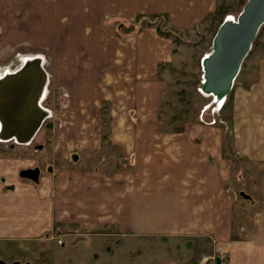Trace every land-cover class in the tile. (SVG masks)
Listing matches in <instances>:
<instances>
[{"label": "crops", "instance_id": "crops-1", "mask_svg": "<svg viewBox=\"0 0 264 264\" xmlns=\"http://www.w3.org/2000/svg\"><path fill=\"white\" fill-rule=\"evenodd\" d=\"M218 2L0 0V57L38 52L50 83L66 92L68 114L107 111L112 119L107 142L73 144L86 147L95 164L103 147L108 160L96 167L71 153L69 162L60 160L64 168H47L33 183L18 177L30 159L0 157V242L40 241L57 221L112 226L131 238L202 241L212 251L226 243V264H264V212L249 208L248 220L233 203L222 130L188 122L167 129L157 121L174 42L154 25L135 30L141 16L160 15L166 27L191 33ZM191 257L162 254L152 264H198Z\"/></svg>", "mask_w": 264, "mask_h": 264}, {"label": "rangeland", "instance_id": "rangeland-1", "mask_svg": "<svg viewBox=\"0 0 264 264\" xmlns=\"http://www.w3.org/2000/svg\"><path fill=\"white\" fill-rule=\"evenodd\" d=\"M246 1L219 0L213 15L191 33L166 27L165 19L162 18L148 17L147 22L153 21L152 26L169 30V39H172L176 48L175 67L166 77L157 121L167 129H177L182 123L188 122L216 125L222 130L223 151L230 163L233 203L241 206L244 215L251 220L253 214H250L249 208L264 212V25L257 33L227 96L216 100L201 91V63L212 50V40L218 26L222 20L235 21ZM144 26L139 24L137 28ZM33 56H39L38 52L23 50L10 57H0V75L16 70L26 58ZM41 104L48 111V116L35 136L27 145L11 147L13 141H0L1 158L18 156L30 159L44 176L49 173L47 168H60L61 158L66 157L69 162L71 153L80 159L83 166L89 164L96 167L102 159L108 160L109 155L103 151V147L97 154L99 156L95 164L85 153L86 147L80 149L73 145L77 141H87V144L92 145L98 138L103 143L107 142L108 125L112 121L107 111L95 116L68 114L65 90L55 89L50 82ZM83 120L87 124L82 126L85 130L77 132L79 128L76 125L81 127ZM100 126L105 130H100ZM67 165V168L72 169L70 163ZM121 167L117 164L116 169ZM240 191L248 196L247 199L240 195ZM65 225L54 221L52 230L43 234L40 241L0 242V260L29 264H152L162 254L169 256L178 253L183 258L192 255L194 263L213 262H199L201 255H212L215 251L211 250L207 242L182 238L147 240L121 236L112 226ZM243 228L242 238L249 226Z\"/></svg>", "mask_w": 264, "mask_h": 264}, {"label": "water", "instance_id": "water-1", "mask_svg": "<svg viewBox=\"0 0 264 264\" xmlns=\"http://www.w3.org/2000/svg\"><path fill=\"white\" fill-rule=\"evenodd\" d=\"M264 23V0H247L236 20H224L218 27L212 50L202 60L201 91L216 100L224 99L247 56L260 26ZM47 82L41 58H26L12 72L0 76V141L28 144L41 127L48 111L39 104ZM38 181V169L19 172ZM0 264H29L14 261Z\"/></svg>", "mask_w": 264, "mask_h": 264}, {"label": "built area", "instance_id": "built-area-1", "mask_svg": "<svg viewBox=\"0 0 264 264\" xmlns=\"http://www.w3.org/2000/svg\"><path fill=\"white\" fill-rule=\"evenodd\" d=\"M50 79V74L47 73V80ZM227 244H221L216 247L212 255H201L199 262L204 263L208 260H219V264H226L227 258Z\"/></svg>", "mask_w": 264, "mask_h": 264}, {"label": "trees", "instance_id": "trees-1", "mask_svg": "<svg viewBox=\"0 0 264 264\" xmlns=\"http://www.w3.org/2000/svg\"><path fill=\"white\" fill-rule=\"evenodd\" d=\"M246 3V2H245ZM244 3V4H245ZM244 4H243V6H244ZM242 6V7H243ZM148 17L149 18H153V19H160V18H162V16H160V15H149V16H142L140 19H138L137 20V26L139 25V24H143V25H148V26H151L152 24H153V21L151 22H147V20H148ZM162 19H164V18H162ZM224 20H222L221 21V23L223 22ZM220 23V24H221ZM264 25V23L260 26V28H259V30L262 28V26ZM137 26H136V28H135V30H137V29H139V28H137ZM219 27V26H218ZM259 30H258V32H259ZM157 31H158V33L161 35V36H164V37H169V33H170V31L169 30H163L162 28H160V27H158L157 26ZM257 32V33H258ZM256 36H257V34H256ZM256 38V37H255ZM255 38H254V40H253V42H252V45L254 44V42H255ZM251 45V46H252Z\"/></svg>", "mask_w": 264, "mask_h": 264}, {"label": "flooded vegetation", "instance_id": "flooded-vegetation-1", "mask_svg": "<svg viewBox=\"0 0 264 264\" xmlns=\"http://www.w3.org/2000/svg\"><path fill=\"white\" fill-rule=\"evenodd\" d=\"M42 100H43V97H42V99H41V103H42ZM3 142V141H2ZM13 145H20V144H16V143H11V147H13ZM24 145H27V144H24ZM17 158H19L18 156H16ZM24 159V158H23ZM31 168H37L38 169V179H39V174H40V171H39V167L38 166H36V165H33ZM30 168V169H31ZM26 169H29V168H22V169H20L19 170V172H21L22 170H26ZM19 172H18V177L20 178V179H25V180H28V181H31V180H29V179H27V178H23V177H21L20 175H19ZM31 182H33V181H31ZM38 182V181H37ZM37 182H33V183H37ZM12 263V262H11ZM21 263H25V262H21Z\"/></svg>", "mask_w": 264, "mask_h": 264}, {"label": "bare ground", "instance_id": "bare-ground-1", "mask_svg": "<svg viewBox=\"0 0 264 264\" xmlns=\"http://www.w3.org/2000/svg\"><path fill=\"white\" fill-rule=\"evenodd\" d=\"M205 95V94H204Z\"/></svg>", "mask_w": 264, "mask_h": 264}]
</instances>
